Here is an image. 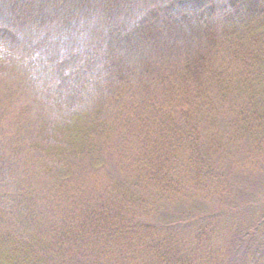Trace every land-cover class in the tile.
Wrapping results in <instances>:
<instances>
[{"label": "trees", "instance_id": "trees-1", "mask_svg": "<svg viewBox=\"0 0 264 264\" xmlns=\"http://www.w3.org/2000/svg\"><path fill=\"white\" fill-rule=\"evenodd\" d=\"M239 1L0 0V264H264V1Z\"/></svg>", "mask_w": 264, "mask_h": 264}, {"label": "rangeland", "instance_id": "rangeland-1", "mask_svg": "<svg viewBox=\"0 0 264 264\" xmlns=\"http://www.w3.org/2000/svg\"><path fill=\"white\" fill-rule=\"evenodd\" d=\"M263 1L264 0H240L239 1V5H237V8H238V13L242 16V19L246 20L249 16V18H253V13H254V9L256 7H259L260 5H263ZM215 7V10L217 11H220L221 10V7L218 6V5H214ZM256 11V10H255ZM250 21V20H249ZM262 22V20H260ZM259 24V23H258ZM200 43L198 42L196 45L194 43H192V46H191V49H189V53L191 55H194L196 54L199 50H200ZM179 51V50H178ZM177 51V52H178ZM180 56H183L186 55V53H188L187 51H184V49H181V51L178 52ZM102 70H104V73L105 75L109 76L111 74V66L108 65L106 68H103ZM137 78L135 77L134 74H131L130 75V81L131 83L134 84L135 87H138V81L136 80ZM138 90V88H136ZM227 212V215L229 217H226L227 215H222L220 216V218L222 219H225L226 221H230L232 223V225H234V223H238L237 225H239L238 227H241L242 224L240 222L241 221V215L239 216H231L230 217V214L231 212L230 211H226ZM230 213V214H229ZM222 219L220 220L222 222ZM222 225V224H221ZM229 226L226 227L225 230L228 229ZM223 229V233L224 235H228L227 232ZM235 229H231L229 228V231L233 232ZM254 231L250 230V234H252ZM193 233V232H192ZM226 238H228V236H226ZM240 241V240H238ZM248 245H245V244H241L240 242H237V245L233 248V250L236 252H241L242 250L244 251L246 248H247ZM254 248V247H253ZM236 264H239V263H236Z\"/></svg>", "mask_w": 264, "mask_h": 264}]
</instances>
